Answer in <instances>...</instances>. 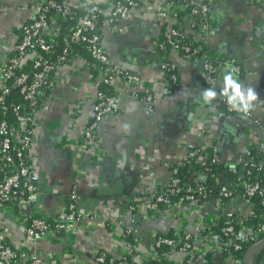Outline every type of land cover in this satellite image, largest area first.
<instances>
[{
    "label": "crops",
    "instance_id": "1",
    "mask_svg": "<svg viewBox=\"0 0 264 264\" xmlns=\"http://www.w3.org/2000/svg\"><path fill=\"white\" fill-rule=\"evenodd\" d=\"M41 1L0 0V83L2 68L14 54L26 27L34 21ZM88 1L100 5L106 21L117 2L128 0ZM195 1L209 6L208 33L193 26L181 0H143L139 10L131 11L117 24L104 21L100 27L104 50L119 70L137 77L139 84H130L123 77L115 79L112 88L118 98V112L100 122L94 143L85 145L83 138L103 86L102 77L90 55L81 49L69 63L58 67L54 89L43 95L34 112L29 153L37 197L33 209L55 221L67 210L70 196L77 193L87 225L76 233L72 243L77 256L70 259V254L66 261L64 254L72 248L67 234L27 243L23 216L29 218L31 208L0 201V234L17 251L40 253L46 259L52 256L63 264H93L97 251L117 259L123 249L112 222L127 203L152 204L155 194L164 191L181 169L189 166L190 173L188 157L192 148L214 146L221 160L235 167L248 165L254 149L264 156V0ZM65 2L73 10L85 8L83 0ZM165 13L169 15L167 21L159 17ZM169 28L183 32L204 51H210L215 62L222 63L212 85L201 78L202 59H186L178 52L160 50L159 43ZM228 60L236 61L240 78L255 87L260 96L248 117L230 112L219 97L214 108L202 102L203 89L215 87L219 92L228 65L223 63ZM147 96L155 99L152 109L144 101ZM4 177L0 168V181ZM226 210L247 217L252 211L251 202L237 197L225 207L219 198H212L198 215L188 218L187 228L198 233L195 221L200 216L217 220V225L206 229L207 235L216 233L214 228L222 223ZM96 214L109 223L102 225L90 219ZM177 222L170 214L149 222L135 215L127 220V227L138 237L145 254L153 247L155 233H171ZM260 248L264 244L251 245L243 264L250 251V264H259L260 259L254 258L261 257ZM207 259L216 264H238L227 260L223 251H214ZM130 263L136 264L134 260Z\"/></svg>",
    "mask_w": 264,
    "mask_h": 264
},
{
    "label": "built area",
    "instance_id": "2",
    "mask_svg": "<svg viewBox=\"0 0 264 264\" xmlns=\"http://www.w3.org/2000/svg\"><path fill=\"white\" fill-rule=\"evenodd\" d=\"M188 16L191 17L193 26H199L204 33L209 32V6L198 4L195 0H181ZM143 0H128L126 3L117 2L111 13L103 20V12L98 4L86 0L83 5L88 10L85 13L74 15L75 12L65 0H43L36 6L37 15L34 21L26 27L24 35L14 48V54L8 59L2 68L0 83V168L5 177L0 181V201L5 205L25 204L31 208V216H23L26 242L36 239L57 237L59 233H65L72 245L64 254V260H68L77 253L73 252L76 233L86 226V220L79 209V196L73 193L70 196L67 210L61 213L56 220L37 214L33 209L37 203L36 189L32 184L29 153L32 143L34 112L41 104V99L46 92L54 89L56 85L55 74L59 66L67 64L76 54L77 47L82 46L90 55L98 73L102 77V83L114 86L115 79L123 77L128 83L137 85L139 79L127 75L119 70L112 62L109 54L102 46L100 27L102 24H117L126 18L131 11L139 10ZM163 20H169L167 13L159 16ZM101 18V19H100ZM103 24V25H104ZM184 33L175 28H169L164 33V42L159 43L160 50L178 52L186 59H202L204 67L201 74L202 80L207 85H212L222 63L215 62L210 55L204 52L203 47L184 42ZM223 64L237 65L236 61L228 60ZM164 68L170 70V66ZM236 68H240L237 65ZM174 83L177 85V77L174 75ZM19 92L18 99H12L14 92ZM149 108L155 99L147 96L144 100ZM226 108L236 115L229 106L221 100ZM118 112V98L115 94L109 95L103 91L97 94L93 107L92 119L85 130L83 143H94L97 128L100 122L109 115ZM208 149L192 148L189 153L190 173L189 180L184 182L174 177L164 191L157 192L152 204L131 202L125 205L122 213L112 222L117 233L121 236L123 252L120 261L114 264H131L127 258L130 256L136 264H216L207 259L214 251H223L227 260L243 264V258L237 253L243 251L242 243L251 242L260 244L264 237V224L257 230L246 224L249 216L254 214L255 204L252 199L255 196H264V184L247 183L242 181V174L248 170H240L221 159H213L216 165L223 164L224 170H220L209 180L211 169L204 171L198 168L208 163ZM204 158L206 161H204ZM253 158L251 157V164ZM252 165V164H251ZM227 168L237 175L236 179L229 180L224 176ZM200 173V174H199ZM196 179H199L196 181ZM212 192L217 193L225 207L237 198L241 197L251 202L252 211L247 217L239 216L232 210H226L223 214L222 228L216 233L207 235L206 229L214 227L215 221L198 217L195 221L198 233L188 230V218L198 215L200 208L209 201ZM189 205V207L187 206ZM163 214H170L178 219L173 232L158 231L155 233L153 247L142 254L143 245L132 230L127 227L130 217L139 215L147 222L157 220ZM90 219H97L98 223L107 225L108 219L96 214ZM97 223V224H98ZM202 237H201V236ZM201 237V238H200ZM198 241L201 242L198 245ZM204 245V246H203ZM263 246V245H262ZM205 247V248H203ZM168 249V250H166ZM261 250V248L259 249ZM122 251V250H121ZM180 254L183 258H179ZM259 255V254H258ZM202 259V260H201ZM259 264H264V254ZM136 260V261H135ZM0 264H63L61 260L52 256L46 259L40 253L28 254L17 251L11 246L3 235L0 234ZM93 264H107L106 253H96Z\"/></svg>",
    "mask_w": 264,
    "mask_h": 264
},
{
    "label": "trees",
    "instance_id": "3",
    "mask_svg": "<svg viewBox=\"0 0 264 264\" xmlns=\"http://www.w3.org/2000/svg\"><path fill=\"white\" fill-rule=\"evenodd\" d=\"M88 9L87 8H78L75 9L74 15H80L82 13H85ZM188 11V10H187ZM186 15H188V12L186 13ZM185 15V16H186ZM183 16V14H182ZM182 18V17H181ZM101 19V18H100ZM184 42L185 43H190V40L184 35L183 37ZM165 38L163 36V38L161 39V42H164ZM196 45V44H194ZM78 49H81L83 52L87 53V51L85 49H83L82 46L77 47ZM167 50H170V48L168 47ZM206 52L208 55L210 54V51H204ZM171 71H173L172 69H170ZM100 91H103L104 93H107L109 95L114 94L113 92V88L110 87L109 85H105L103 84L102 88ZM19 97V92H14L11 96L12 99H18ZM209 151V158H208V163L205 165H202V167L198 168L201 171L206 172L205 170L207 169H211V174L209 175V180L212 181V179L214 178L215 175L218 174V172H220V170H224V165L220 164V165H216L212 163L213 159H221L220 155L216 149V147L212 146L210 148H208ZM251 157L253 158L252 161V165L248 164L245 166H236L237 169L240 170H248L249 172L247 174L243 173L242 175L244 177H242V181L247 182V183H262L264 184V156L263 153L261 151H258L257 149H254L251 151ZM189 166H186L184 169H181L179 172L176 173L175 177L179 178L180 180L186 182L189 180L188 172ZM228 171H226L227 173H224V176L226 178H228L229 180H233L237 178V175L235 173H233V171L229 168H227ZM217 197V193L216 192H212L211 195L209 196V199L212 198H216ZM252 202L255 204V209H254V214L249 216L246 224L249 225L252 230H257L261 224H264V196H255L252 199ZM222 223H220V225L218 227H215L214 230L216 232L219 233V231L222 228ZM251 245H253V243L251 242H243L242 243V247H243V251L242 252H238L237 255L240 258H243V255L246 251H248L251 247ZM168 250V249H166ZM260 255L264 254V248L260 251L259 253ZM106 259H107V264H114V263H118V261H120L119 259H115V257L112 254H108L106 253ZM210 259V258H209ZM127 260L129 262H132L130 256L127 258ZM166 264H171V262H166Z\"/></svg>",
    "mask_w": 264,
    "mask_h": 264
},
{
    "label": "clouds",
    "instance_id": "4",
    "mask_svg": "<svg viewBox=\"0 0 264 264\" xmlns=\"http://www.w3.org/2000/svg\"><path fill=\"white\" fill-rule=\"evenodd\" d=\"M222 86L219 92L215 87H208L201 91L202 102L215 107L218 97L223 100L231 111L248 117L255 110L260 96L250 83L240 78L239 69L228 64L222 75Z\"/></svg>",
    "mask_w": 264,
    "mask_h": 264
},
{
    "label": "water",
    "instance_id": "5",
    "mask_svg": "<svg viewBox=\"0 0 264 264\" xmlns=\"http://www.w3.org/2000/svg\"><path fill=\"white\" fill-rule=\"evenodd\" d=\"M203 65H204V61L202 60L201 61V69H203ZM264 244V240H262L261 242H260V245H263ZM251 252V251H250ZM250 252H249V254L247 255V257H246V259H245V264H250V261H249V256H250Z\"/></svg>",
    "mask_w": 264,
    "mask_h": 264
}]
</instances>
